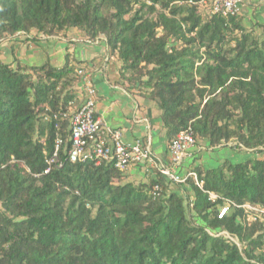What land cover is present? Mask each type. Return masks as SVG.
Segmentation results:
<instances>
[{"label": "trees", "instance_id": "trees-1", "mask_svg": "<svg viewBox=\"0 0 264 264\" xmlns=\"http://www.w3.org/2000/svg\"><path fill=\"white\" fill-rule=\"evenodd\" d=\"M186 1L0 0V39L72 27L88 39L103 35L121 76L131 72L127 81L161 110L167 140L190 126L196 144L235 138L263 152L264 36L241 13L211 14ZM76 70L69 53L58 67L0 60V264H264L256 252L264 220L248 222L243 207L264 210V158L195 166L202 188L188 178L191 206L167 193L170 181L156 168L135 184L112 162H69L63 115L78 103ZM59 135L61 166L45 172ZM222 230L246 246L212 233Z\"/></svg>", "mask_w": 264, "mask_h": 264}, {"label": "crops", "instance_id": "crops-1", "mask_svg": "<svg viewBox=\"0 0 264 264\" xmlns=\"http://www.w3.org/2000/svg\"><path fill=\"white\" fill-rule=\"evenodd\" d=\"M261 2L264 0H243L241 14L246 10L250 11L246 4L257 6ZM14 39H17L16 42L4 40L0 43L1 61L11 63L16 57L26 65L49 62L58 67L65 62V56L69 53L72 65L76 69L83 67L97 90L96 108L102 120L109 127L121 130L125 142L140 139L149 146L157 161L169 162L170 153L166 129L160 117L161 110L147 97L143 88L129 83L121 76L120 62L115 55L109 54L105 36L88 39L81 33L68 29L58 35L39 36L36 39H32L31 35L28 38ZM74 89L77 94V108L84 97L79 80ZM186 159L189 162L192 160L188 157ZM125 173L132 179L155 176L154 168L146 170L140 166L132 167Z\"/></svg>", "mask_w": 264, "mask_h": 264}, {"label": "built area", "instance_id": "built-area-1", "mask_svg": "<svg viewBox=\"0 0 264 264\" xmlns=\"http://www.w3.org/2000/svg\"><path fill=\"white\" fill-rule=\"evenodd\" d=\"M188 5H198L205 8L211 14L238 15L241 13L243 0H187ZM91 41V40H89ZM77 76L80 82V90L84 94L82 102L76 109L63 116L68 118V141L70 146L66 152V160L72 163L93 161L96 164L101 162H112L116 168L122 172H127L130 168L140 166L146 170L156 168L167 180L176 184H186L188 178L202 188V181L199 180L196 172L187 171L184 175L178 169L182 166L186 157L196 145V139L192 128L189 126L181 130L168 143L170 160L168 163L157 161L149 146L140 139L133 142H125L122 132L119 129L109 127L97 113L96 98L97 90L93 85L90 76L83 67L77 68ZM62 136H57L54 145V152L47 159L49 166L45 172L50 170L51 164H58V151L64 143ZM159 186L155 185L152 195L156 196ZM210 198L217 197L214 193H209ZM227 204L230 206L229 201ZM243 207L252 208V205L244 204ZM229 207H222L218 216L227 212ZM256 209V208H255ZM264 212V210H261Z\"/></svg>", "mask_w": 264, "mask_h": 264}, {"label": "rangeland", "instance_id": "rangeland-1", "mask_svg": "<svg viewBox=\"0 0 264 264\" xmlns=\"http://www.w3.org/2000/svg\"><path fill=\"white\" fill-rule=\"evenodd\" d=\"M246 6L248 7L247 9H249L250 11L248 12L246 10L245 13H243V15H242V17L244 18L243 20H244L245 26L248 28H254L255 27L256 32L261 37H263L264 33L261 32L260 28L256 27V24H258V23L264 24V2L258 3L257 6L256 5L251 6L248 3V4H246ZM201 9L204 10V12L207 10L205 8H201ZM69 30L77 32V33H81L82 35L85 36V32L82 29L72 27V28H69ZM64 31H66V30H64ZM64 31H61L60 33H63ZM60 33H57L56 35H58ZM23 36L24 35H22V33H20V32H17L14 35H3L2 38L0 39V43L4 40H6V41L10 40V41L16 42L17 39H14V38H19V37H23ZM14 65H16V64L14 63ZM130 74H131V72H127L124 78H129ZM139 87L143 88L142 86H139ZM143 91L146 94L148 92V90H146L144 88H143ZM169 141L170 140H167V142H169ZM263 148H264V146H263ZM193 149H195V150L193 152H191V154L188 156V158L189 157L192 158L191 162H189V160L186 159L183 162L182 166L178 169L179 173H181L182 175H184L187 171H191V170L194 171L195 166H200L202 169L203 168H210V167L218 165L220 162H222L225 159H228L229 161L236 163V162L245 161V160L250 159V158H261V159L264 158V151L258 153L252 149H247V148L243 147L235 138L229 140L224 145L221 144V145H218L215 147H210L206 140L199 139L197 144L194 146ZM125 175H126V181H131L135 184L142 182V181L149 180L148 177L147 178L144 177V179H132V178H130V175H128L126 173H125ZM170 191H176L179 194H181L184 198L185 204L189 203L191 206L192 200H193V194L191 192L190 183H186V184L182 185V184H176V183L168 182L167 183V193H169ZM249 205H251V204H249ZM225 206L230 207L227 203L222 205V206H218V208H217L218 212L222 209V207H225ZM246 210H247L248 222H253V221H255L256 218H260V219L264 220L263 219L264 214L261 211V210H263L262 208H259L257 206H253L252 208H246ZM229 211L230 210H228L226 212V214L229 213ZM191 218H192L191 220L194 223H200V219L197 218L194 213H191ZM212 233L214 235L217 234V235L225 236L226 238L235 242L239 246L240 249H243L246 246L245 242L238 241V239L236 237L228 235V233L224 230H222L218 233H216V232H212ZM256 252L264 254V246L261 249H258Z\"/></svg>", "mask_w": 264, "mask_h": 264}]
</instances>
